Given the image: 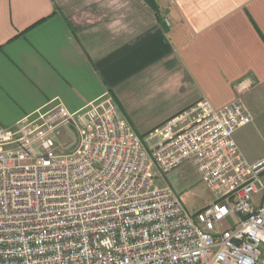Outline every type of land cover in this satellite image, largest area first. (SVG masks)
<instances>
[{
  "label": "built area",
  "instance_id": "obj_1",
  "mask_svg": "<svg viewBox=\"0 0 264 264\" xmlns=\"http://www.w3.org/2000/svg\"><path fill=\"white\" fill-rule=\"evenodd\" d=\"M252 120L201 98L144 135L113 103L0 128V264H264V158L234 137ZM185 162L213 195L195 213L166 181Z\"/></svg>",
  "mask_w": 264,
  "mask_h": 264
},
{
  "label": "crops",
  "instance_id": "obj_2",
  "mask_svg": "<svg viewBox=\"0 0 264 264\" xmlns=\"http://www.w3.org/2000/svg\"><path fill=\"white\" fill-rule=\"evenodd\" d=\"M156 2L0 0V128L113 103L144 135L201 98L264 117V0Z\"/></svg>",
  "mask_w": 264,
  "mask_h": 264
},
{
  "label": "rangeland",
  "instance_id": "obj_3",
  "mask_svg": "<svg viewBox=\"0 0 264 264\" xmlns=\"http://www.w3.org/2000/svg\"><path fill=\"white\" fill-rule=\"evenodd\" d=\"M71 138H73V135L70 132H65L62 135L63 143L67 145L65 149L67 152L72 151L75 147V145L68 146ZM239 143L241 153L249 162L258 157L264 158L263 116L253 117L252 122L242 129ZM171 173L166 181L178 192L189 212L195 213L207 203L213 201V195L208 185L193 163H182Z\"/></svg>",
  "mask_w": 264,
  "mask_h": 264
},
{
  "label": "water",
  "instance_id": "obj_4",
  "mask_svg": "<svg viewBox=\"0 0 264 264\" xmlns=\"http://www.w3.org/2000/svg\"><path fill=\"white\" fill-rule=\"evenodd\" d=\"M145 2H146L151 8H153L157 13H160L159 6H158L156 0H145ZM163 26H164L166 29H168V28H167V24H166V22H163Z\"/></svg>",
  "mask_w": 264,
  "mask_h": 264
},
{
  "label": "snow or ice",
  "instance_id": "obj_5",
  "mask_svg": "<svg viewBox=\"0 0 264 264\" xmlns=\"http://www.w3.org/2000/svg\"><path fill=\"white\" fill-rule=\"evenodd\" d=\"M223 211V210H222Z\"/></svg>",
  "mask_w": 264,
  "mask_h": 264
}]
</instances>
